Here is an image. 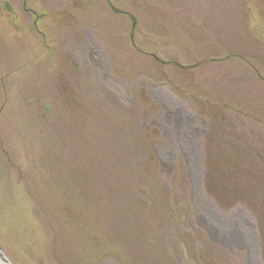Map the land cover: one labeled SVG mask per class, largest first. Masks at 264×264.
I'll return each instance as SVG.
<instances>
[{
    "label": "rangeland",
    "instance_id": "1",
    "mask_svg": "<svg viewBox=\"0 0 264 264\" xmlns=\"http://www.w3.org/2000/svg\"><path fill=\"white\" fill-rule=\"evenodd\" d=\"M41 2L45 35L0 20L8 259L248 264L241 216L264 264V0Z\"/></svg>",
    "mask_w": 264,
    "mask_h": 264
},
{
    "label": "flooded vegetation",
    "instance_id": "2",
    "mask_svg": "<svg viewBox=\"0 0 264 264\" xmlns=\"http://www.w3.org/2000/svg\"><path fill=\"white\" fill-rule=\"evenodd\" d=\"M42 0H0V20L9 19V24L14 29L15 34L23 35L25 32L34 33L35 35H45V29L41 26V21L45 20L47 17H50L47 13L40 14L41 10L44 9L41 7ZM51 12V11H50ZM51 14V13H50ZM31 17L30 19L28 17ZM41 24V25H40ZM78 31H85L83 28H77ZM81 32L74 35V42L84 39ZM77 36V38H76ZM76 40V41H75ZM230 222H236L237 231L245 229L248 224L247 220L243 221L241 216H237L234 219H228ZM245 223V224H244ZM244 233L243 230H241ZM247 234V233H246ZM245 242H248V264H256V254L254 249V244L252 238H249L245 235ZM244 236L242 237V240ZM242 244V242H241Z\"/></svg>",
    "mask_w": 264,
    "mask_h": 264
},
{
    "label": "bare ground",
    "instance_id": "3",
    "mask_svg": "<svg viewBox=\"0 0 264 264\" xmlns=\"http://www.w3.org/2000/svg\"><path fill=\"white\" fill-rule=\"evenodd\" d=\"M201 212H203V213L205 212L203 205H201ZM206 215H208V214H206ZM212 222L214 223V220H212ZM235 224H236V222L232 223L227 219L222 220V221H220V224H219V231L217 230L218 233H216V235H220L222 233L223 237H221L220 239L223 241V243L228 244L229 246H234V241H236V242L239 241V243H241V242L243 243V241L245 242V240H246L245 235H244V240H242V237H243L242 234L243 233L237 231L238 228ZM240 233H242V234L240 235ZM237 238H240V240H237ZM247 248L248 247H246V249Z\"/></svg>",
    "mask_w": 264,
    "mask_h": 264
},
{
    "label": "water",
    "instance_id": "4",
    "mask_svg": "<svg viewBox=\"0 0 264 264\" xmlns=\"http://www.w3.org/2000/svg\"><path fill=\"white\" fill-rule=\"evenodd\" d=\"M120 12V11H119ZM133 32H135L137 27V19L133 16ZM0 264H13L8 257L4 254L3 250L0 248Z\"/></svg>",
    "mask_w": 264,
    "mask_h": 264
}]
</instances>
